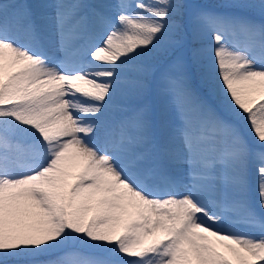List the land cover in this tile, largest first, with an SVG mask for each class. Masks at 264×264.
Listing matches in <instances>:
<instances>
[{
	"label": "snow or ice",
	"instance_id": "6c2138e0",
	"mask_svg": "<svg viewBox=\"0 0 264 264\" xmlns=\"http://www.w3.org/2000/svg\"><path fill=\"white\" fill-rule=\"evenodd\" d=\"M0 264H264V0H0Z\"/></svg>",
	"mask_w": 264,
	"mask_h": 264
},
{
	"label": "rangeland",
	"instance_id": "374dc122",
	"mask_svg": "<svg viewBox=\"0 0 264 264\" xmlns=\"http://www.w3.org/2000/svg\"><path fill=\"white\" fill-rule=\"evenodd\" d=\"M194 71H195V70H194ZM194 83L198 84L199 81H198L197 79L194 78ZM251 195H252L253 197H255V178H253V190H252V192H251ZM237 230H238V231H241V232H243V233H245V234H249V235H255V234H256L255 231H253V230L250 229V228L245 227L244 225H237Z\"/></svg>",
	"mask_w": 264,
	"mask_h": 264
}]
</instances>
